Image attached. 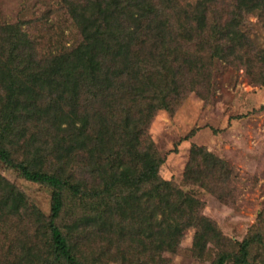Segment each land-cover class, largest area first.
<instances>
[{"label":"trees","instance_id":"16d2710c","mask_svg":"<svg viewBox=\"0 0 264 264\" xmlns=\"http://www.w3.org/2000/svg\"><path fill=\"white\" fill-rule=\"evenodd\" d=\"M59 1L81 36L74 46L41 52L21 23L0 21V162L51 190L46 216L0 175V264L157 263L199 227L203 204L160 176L147 129L157 111L206 97L217 61L241 63L264 89V46L243 22L264 0H234L210 24L215 0ZM231 174L200 147L191 184L211 192ZM224 240L210 224L192 251L210 243L211 264H252L263 248L259 231L237 251Z\"/></svg>","mask_w":264,"mask_h":264},{"label":"rangeland","instance_id":"374dc122","mask_svg":"<svg viewBox=\"0 0 264 264\" xmlns=\"http://www.w3.org/2000/svg\"><path fill=\"white\" fill-rule=\"evenodd\" d=\"M179 1L183 4L191 0ZM233 2L215 0L211 5L214 15H208V23L217 19L221 11L231 10ZM0 21L21 23L28 36L40 39L36 44L40 50L43 47L44 53L74 46L81 40L59 0H0ZM243 22L250 30L249 38L264 46V13L248 15ZM209 85L206 97L191 93L172 112L157 111L147 129L163 158L160 176L182 186L203 204L199 227L187 229L177 246L159 252L154 264H211L218 252L215 246L209 243L201 257L192 251L195 233L201 234L210 224L221 232L228 245L223 248L229 251H237L238 244L259 231L263 248L251 250L249 260L252 264H264V89L250 81L246 67L239 62H215ZM200 147L232 167L226 185L214 187L211 192L191 184ZM0 175L44 215H49L48 186L22 178L1 162ZM62 190L72 195L67 187ZM61 218L63 222L68 220L64 212Z\"/></svg>","mask_w":264,"mask_h":264}]
</instances>
